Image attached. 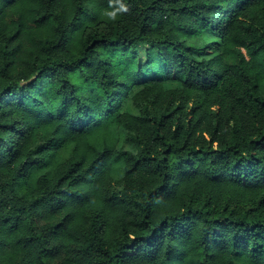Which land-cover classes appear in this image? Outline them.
I'll return each instance as SVG.
<instances>
[{
	"label": "trees",
	"instance_id": "1",
	"mask_svg": "<svg viewBox=\"0 0 264 264\" xmlns=\"http://www.w3.org/2000/svg\"><path fill=\"white\" fill-rule=\"evenodd\" d=\"M0 264H264V0H0Z\"/></svg>",
	"mask_w": 264,
	"mask_h": 264
},
{
	"label": "rangeland",
	"instance_id": "2",
	"mask_svg": "<svg viewBox=\"0 0 264 264\" xmlns=\"http://www.w3.org/2000/svg\"><path fill=\"white\" fill-rule=\"evenodd\" d=\"M146 48H147L146 45H137L136 46V51H137L139 58H141V61H142V58L144 59V57H145L144 53H145Z\"/></svg>",
	"mask_w": 264,
	"mask_h": 264
}]
</instances>
